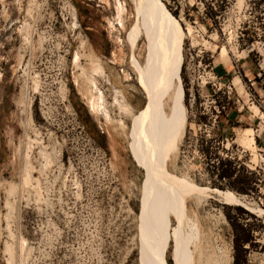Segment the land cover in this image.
I'll list each match as a JSON object with an SVG mask.
<instances>
[{"label": "rangeland", "instance_id": "rangeland-1", "mask_svg": "<svg viewBox=\"0 0 264 264\" xmlns=\"http://www.w3.org/2000/svg\"><path fill=\"white\" fill-rule=\"evenodd\" d=\"M162 1L184 32L185 128L170 168L238 199L187 197L186 255L232 264L240 223L253 234L247 263L264 264V4ZM132 24V0H0V264L153 263L138 221L146 172L128 136L146 100ZM220 159L255 180L213 181Z\"/></svg>", "mask_w": 264, "mask_h": 264}, {"label": "bare ground", "instance_id": "bare-ground-1", "mask_svg": "<svg viewBox=\"0 0 264 264\" xmlns=\"http://www.w3.org/2000/svg\"><path fill=\"white\" fill-rule=\"evenodd\" d=\"M163 3L162 0H132L133 24L127 31L126 40L133 52L140 39H144V57L140 60L133 53L131 65L148 103L136 113L128 136L131 153L137 165L146 172L140 204L142 214L138 221L141 241L153 253L152 264H168L165 238L169 234L173 237L174 264H191L184 244L187 199L209 190L217 193L225 202L238 199L232 191L201 187L170 168L176 160L185 128L181 79L184 32L181 22ZM98 67L103 72V67ZM100 98L103 99L102 93ZM91 102L95 108V99ZM131 108L125 102L119 104L120 110L129 111L130 114ZM170 215L177 220V225L171 231L166 223Z\"/></svg>", "mask_w": 264, "mask_h": 264}, {"label": "trees", "instance_id": "trees-1", "mask_svg": "<svg viewBox=\"0 0 264 264\" xmlns=\"http://www.w3.org/2000/svg\"><path fill=\"white\" fill-rule=\"evenodd\" d=\"M264 4V0H261ZM264 6V5H263ZM229 120L233 121V119L228 118ZM209 153L208 147L204 149V154ZM217 167H220L221 169L216 172L214 175V180L222 179L228 182L241 184L247 183V181H254L255 180V173L252 171H248L244 168V166L239 165L238 167H235V165L232 164V161L228 160H219L217 163ZM215 184V183H214ZM234 189L239 192H244L245 190L241 187V185L235 186ZM238 209H241L238 207ZM234 228L233 230V239H232V264H248V258H247V252H248V245L251 243L250 241L253 239V234L250 232L249 229L242 228V225L240 223L231 224ZM236 227H240L245 231V235L240 234V232L236 229ZM247 233V234H246ZM169 264L172 263L171 259H168Z\"/></svg>", "mask_w": 264, "mask_h": 264}, {"label": "water", "instance_id": "water-1", "mask_svg": "<svg viewBox=\"0 0 264 264\" xmlns=\"http://www.w3.org/2000/svg\"><path fill=\"white\" fill-rule=\"evenodd\" d=\"M144 95H145V97H146V100H145V105H147V103H148V98H147V95H146V93H145Z\"/></svg>", "mask_w": 264, "mask_h": 264}]
</instances>
